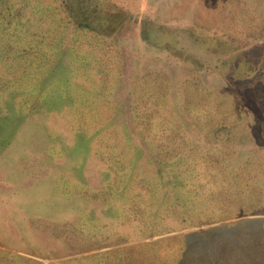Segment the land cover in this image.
<instances>
[{"label": "rangeland", "instance_id": "obj_1", "mask_svg": "<svg viewBox=\"0 0 264 264\" xmlns=\"http://www.w3.org/2000/svg\"><path fill=\"white\" fill-rule=\"evenodd\" d=\"M0 264H264V0H0Z\"/></svg>", "mask_w": 264, "mask_h": 264}]
</instances>
